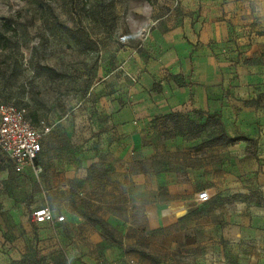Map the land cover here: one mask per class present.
I'll return each instance as SVG.
<instances>
[{
    "label": "rangeland",
    "instance_id": "1",
    "mask_svg": "<svg viewBox=\"0 0 264 264\" xmlns=\"http://www.w3.org/2000/svg\"><path fill=\"white\" fill-rule=\"evenodd\" d=\"M206 22L220 25L222 42L254 46L245 68L264 80V0H0V100L23 108L34 128H49L48 149L34 163L37 178L29 168L16 173L0 152V264L12 250L8 264H47L34 260L27 247L22 254L14 235L10 246L8 230L11 212L42 194L52 204L79 209L104 243L92 251L79 245L72 248V263L60 253L54 264H88L85 257L99 261L106 250L120 251L128 264H135L130 256L136 264H264V95L249 106L261 108L256 122L245 113L242 122L226 125V138L254 137L246 140L227 143L216 114L193 108L191 101L189 108L142 124L133 149H150L139 153L142 162L168 179L156 186L126 181L122 206L111 209L115 233L103 219L102 189L80 177L88 170L84 160L99 156L89 141L101 128L98 113L111 104L102 100L124 82L138 84L142 62L166 63L171 47L189 50L188 84L198 86L217 69L221 78L229 71L221 102L233 100V82H239L233 60L219 54L203 60L201 51L217 44L202 39L214 32ZM134 100L118 105L131 108ZM204 191L209 199L198 204L196 196Z\"/></svg>",
    "mask_w": 264,
    "mask_h": 264
},
{
    "label": "crops",
    "instance_id": "2",
    "mask_svg": "<svg viewBox=\"0 0 264 264\" xmlns=\"http://www.w3.org/2000/svg\"><path fill=\"white\" fill-rule=\"evenodd\" d=\"M209 24L208 22L205 23V29L211 28L214 32L209 34V31H207L202 39L206 43L210 38H213L217 41V44L211 46L210 49L204 48L201 51L204 55L203 60L210 62L208 60L213 54H219L221 58L233 60L232 65L235 67L233 70L238 73L239 82L236 80L233 82V84H238V87L234 89V98L231 102H221V86L224 87L226 78L230 77L229 71H223L226 73H223L221 78L220 72L217 73V69L215 79V75L212 78L205 76L198 83V86L188 84L184 78L185 75L189 74V50L182 45V50L179 53L171 47L170 56L166 63L151 59L145 64L142 62L139 68L138 84L128 86L124 82L122 87L113 88V94L110 98L102 100L104 104L106 100L111 101V104L107 106L106 110L98 113L99 120L102 123L100 124L101 128L93 131L94 137L89 141L93 148L98 147L96 150H99V156L94 157L92 161L84 160L83 165L88 170L82 172L80 177L86 178V181L97 183L98 188L102 189L100 199L106 211L103 219L111 232H116L113 225L116 219L111 209L122 206L123 195L119 194L125 191L126 181L132 182L134 179L138 184L148 180L156 186L158 183H166L165 181L168 179L167 174L155 171L150 165L148 166L147 163L142 162L139 153H149L150 149H133L132 145L136 139L138 142L140 135H143L140 132L142 124L157 119L163 114L176 113L189 108V101L192 102L195 109L207 112L210 116L216 114V118L224 126L227 135V123H233L234 119L238 123L242 122L243 119H246L245 113L248 114V121L256 122L257 114L261 111V108L256 109L254 106L257 99L264 95V80L263 76H254L252 70L249 71L245 68L246 64L249 63L248 54H251L254 46L248 50L247 47L240 48L234 47L233 44H226L222 42L224 35L220 32V25L212 26L210 24L208 26ZM172 35L178 38L179 32L174 31ZM236 42L238 43V41ZM173 43L174 45L180 44L179 40H175ZM214 62L216 61L214 60ZM109 74L111 75L113 72L111 71ZM109 74H106L105 77L109 78ZM164 78H167L166 81L162 80ZM129 79L126 80L130 82ZM152 85H159V91H156V93L150 91L149 88ZM125 98L128 100L135 99L131 108L128 106L120 108L118 105L120 100ZM253 103L254 106L249 107ZM127 111L130 114L131 112L134 113L133 117L127 118ZM235 115H237L236 118H234ZM235 125L238 126L237 123ZM46 136L41 139V151L37 160L40 157L43 158L48 149ZM244 137L250 139L253 136L252 134H244ZM101 140L104 141V144L98 146V142ZM73 149L75 150V148ZM82 150L81 147L75 150L77 156L79 154L81 156ZM131 152L136 154V159L130 157ZM99 157H101L100 160ZM169 191L171 192V189ZM41 206L49 207L55 217L63 215L64 221L62 223H34L31 214L37 207ZM78 210L65 204H52L51 197L44 194L33 197L32 201L26 204L24 210L11 212L10 226L8 227L9 236L11 237L10 246L13 245L14 235V242L20 243L23 249L21 253L24 254V248L27 247L26 253L32 256L34 260L42 259L47 264H54L62 258L58 254L63 253L65 260L72 263L74 258L72 248L74 249L80 245L84 249L85 244H89L92 251L104 244L98 239L93 228L86 225L84 218L86 216L79 214ZM171 210L174 209L171 208ZM13 252L15 250H12L6 256L4 264L11 263L14 260ZM16 256H18V253H16ZM84 259L88 264H128L126 257L122 256L118 250L115 252L112 250L103 251V256L99 261L94 260L93 257L91 259L85 257ZM128 259L133 260L132 262H135V264L137 263L134 256H130Z\"/></svg>",
    "mask_w": 264,
    "mask_h": 264
},
{
    "label": "built area",
    "instance_id": "3",
    "mask_svg": "<svg viewBox=\"0 0 264 264\" xmlns=\"http://www.w3.org/2000/svg\"><path fill=\"white\" fill-rule=\"evenodd\" d=\"M25 114L23 108L13 103L0 101V152L9 160L16 173H22L29 168L30 175L37 178L40 169L34 163L37 162L41 151V139L49 133V128H34ZM208 199L206 191L196 196L198 204H204ZM31 218L37 224L64 221L62 215L55 217L47 206L35 209Z\"/></svg>",
    "mask_w": 264,
    "mask_h": 264
},
{
    "label": "trees",
    "instance_id": "4",
    "mask_svg": "<svg viewBox=\"0 0 264 264\" xmlns=\"http://www.w3.org/2000/svg\"><path fill=\"white\" fill-rule=\"evenodd\" d=\"M2 38V37H1ZM5 41V39H3V42ZM1 101V100H0ZM5 102V101H3ZM26 113V112H25ZM25 117H26V114H25ZM27 119V117H26ZM224 134H221L222 138H225L227 140V143H233V142H237V141H241V140H246V138H244L243 136H238V137H234V138H226L228 137L227 134L225 132H223ZM220 139V138H219ZM222 140V139H220ZM219 140V141H220Z\"/></svg>",
    "mask_w": 264,
    "mask_h": 264
}]
</instances>
